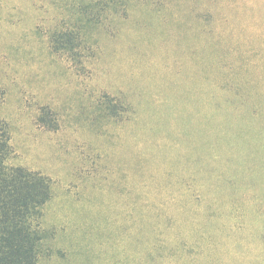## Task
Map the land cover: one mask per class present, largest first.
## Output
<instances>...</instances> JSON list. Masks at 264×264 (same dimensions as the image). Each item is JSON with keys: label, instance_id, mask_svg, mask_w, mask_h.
Wrapping results in <instances>:
<instances>
[{"label": "rangeland", "instance_id": "obj_1", "mask_svg": "<svg viewBox=\"0 0 264 264\" xmlns=\"http://www.w3.org/2000/svg\"><path fill=\"white\" fill-rule=\"evenodd\" d=\"M259 2L117 0L92 24L72 0H0V113L14 163L52 186L43 263L264 264V118L217 92L231 73L264 107V14L238 22ZM103 93L133 118L91 115Z\"/></svg>", "mask_w": 264, "mask_h": 264}, {"label": "trees", "instance_id": "obj_2", "mask_svg": "<svg viewBox=\"0 0 264 264\" xmlns=\"http://www.w3.org/2000/svg\"><path fill=\"white\" fill-rule=\"evenodd\" d=\"M42 1L43 3H48V0ZM72 1L81 12L94 10V8L97 9V12L94 14L83 16L85 20L92 23L95 22V20L105 17L104 11L101 12L102 7L109 3H115L117 0ZM259 1V3H254L253 7L250 9L249 7L239 8L240 14L243 17L238 19V22L244 25L247 24L249 16L245 17L244 14L246 13L249 15L251 13L252 16L254 14L253 12H257L259 13L257 16L262 17V14H264V0ZM51 3H53V1H51ZM101 13H103V15H101ZM225 16L229 21H232L234 18L230 10L225 12ZM259 24L264 27L263 20ZM84 26L85 25H78L73 27L74 29L72 30L63 28L64 26L61 30L55 29L50 41L52 44L51 46H53L55 51L56 49L69 50L70 44L75 42L73 47H77L80 45V43H78L80 42L79 39L83 37L81 28H84ZM255 29L253 31H255L257 35H264V31L260 28ZM58 45H62V48L59 49L57 47ZM230 76L232 78L227 76L226 84L222 87L219 86L217 92L222 94L226 100L231 97L230 95L239 99L240 103H231V111L233 113H250L254 114L258 120H262V118H264V107L257 103L251 105L246 104L248 101L246 98H253L258 95V92L248 90L246 94L243 92V95H238V93L234 91L237 87L235 86L237 84L234 82L235 78L231 73ZM253 81V83H256L255 79ZM5 95V89L0 87V107L6 100ZM92 97L93 99L91 98V101L89 99L90 103L88 104L92 107L90 111L91 115L104 114L103 116L105 117H115L124 120L133 118L124 102L118 100V98L109 97V95L105 93L100 96L93 95ZM224 102L225 99H223L222 103ZM35 105L36 111L38 109V112H35L36 119L42 122L44 120V115L47 113L50 120L53 121V119H55L54 113L52 112L53 110L48 112L46 106L36 103ZM7 120L6 116H2L0 113V264H45L42 262L41 258L45 246L46 231L42 228L41 219L43 216V207L52 197L51 180L40 169H33L23 164L14 163L16 156L11 142L10 125ZM246 125L249 126V123H246ZM230 148H232V146ZM182 204L183 202L180 203L179 206ZM203 205H205L206 210L211 208V206L209 207L206 203V200L203 202ZM243 225L244 224L241 223L240 226L236 227V224H232L231 227L233 230H236L241 229Z\"/></svg>", "mask_w": 264, "mask_h": 264}]
</instances>
